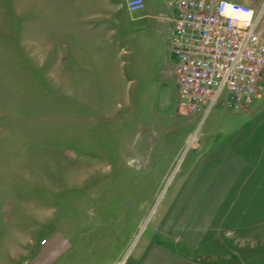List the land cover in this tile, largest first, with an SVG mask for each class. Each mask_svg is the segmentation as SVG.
Masks as SVG:
<instances>
[{"label":"rangeland","instance_id":"374dc122","mask_svg":"<svg viewBox=\"0 0 264 264\" xmlns=\"http://www.w3.org/2000/svg\"><path fill=\"white\" fill-rule=\"evenodd\" d=\"M43 2L39 11V0H0V264H135L160 239L198 137L230 132L233 112L216 105L204 119L175 114L170 25L156 18L173 6L126 30L106 23L115 34L97 32L90 52L65 70Z\"/></svg>","mask_w":264,"mask_h":264},{"label":"crops","instance_id":"0c3cea01","mask_svg":"<svg viewBox=\"0 0 264 264\" xmlns=\"http://www.w3.org/2000/svg\"><path fill=\"white\" fill-rule=\"evenodd\" d=\"M167 1L144 0L142 11L130 13L119 1L95 7L73 2L57 5L50 0V44H62V68L74 69L75 60L82 61L96 44L92 38L97 32L109 27V34H115L106 23L126 30L128 22L160 13ZM232 1L255 9L261 4V0ZM43 4L39 0V11ZM156 18L169 24L167 15ZM74 28L80 29L81 36ZM259 93L249 109L232 113L234 121L226 125L230 132L222 127L198 137V154L162 213L160 239L135 264H264V92ZM166 109L170 112L172 107ZM179 113L176 107L175 114ZM205 140L210 142L203 148ZM222 252L242 256L213 254Z\"/></svg>","mask_w":264,"mask_h":264},{"label":"built area","instance_id":"2783aa9c","mask_svg":"<svg viewBox=\"0 0 264 264\" xmlns=\"http://www.w3.org/2000/svg\"><path fill=\"white\" fill-rule=\"evenodd\" d=\"M231 2L250 10V18L237 22L222 16L217 11L220 0L166 2L174 8L168 20L180 112L204 119L216 105L240 112L259 98L258 85L264 78L261 12ZM124 5L130 13L145 8L144 0H124Z\"/></svg>","mask_w":264,"mask_h":264},{"label":"clouds","instance_id":"9594fccd","mask_svg":"<svg viewBox=\"0 0 264 264\" xmlns=\"http://www.w3.org/2000/svg\"><path fill=\"white\" fill-rule=\"evenodd\" d=\"M217 11L222 16L230 17L237 22H243L251 16V11L246 10L238 4H234L231 0H220V5Z\"/></svg>","mask_w":264,"mask_h":264}]
</instances>
